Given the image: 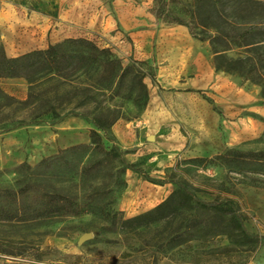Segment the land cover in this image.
Returning <instances> with one entry per match:
<instances>
[{
    "label": "rangeland",
    "instance_id": "374dc122",
    "mask_svg": "<svg viewBox=\"0 0 264 264\" xmlns=\"http://www.w3.org/2000/svg\"><path fill=\"white\" fill-rule=\"evenodd\" d=\"M167 1L197 32L215 33L204 25L205 13L194 15L196 0ZM227 14L242 30L245 16L264 18V1L233 0ZM70 37L108 47L124 64L131 58L146 63L147 107L136 116L129 105L118 121L131 126L132 145L123 148L114 133L100 132L105 148L115 146L136 167L120 177L106 164L85 180L57 178L82 213L35 218L33 223L0 219V243L12 241L21 253L0 256V264H264V165L237 166L218 158L232 149L264 151L260 85L216 70L210 41L193 38L185 25L158 18L154 0H0V48L7 56ZM248 44L231 45L226 55L237 58L248 48L264 47V35H249ZM52 82L44 79L42 86L49 88ZM187 82L197 84L186 89ZM0 91L18 101H0V205H9L6 189L22 185L23 164L35 169L63 149L90 144L93 125L79 117H36L21 104L30 91L22 78L0 79ZM95 186L105 193L94 192ZM179 187H186L195 201L236 202L256 242L242 245L220 235L181 243L192 232H185V226L196 218L134 230L121 227V219L152 209ZM85 234L92 237L81 243Z\"/></svg>",
    "mask_w": 264,
    "mask_h": 264
},
{
    "label": "trees",
    "instance_id": "16d2710c",
    "mask_svg": "<svg viewBox=\"0 0 264 264\" xmlns=\"http://www.w3.org/2000/svg\"><path fill=\"white\" fill-rule=\"evenodd\" d=\"M231 1L196 0L193 13H205L206 16L202 18L204 25L215 32L210 35H206L205 30L197 32L186 18L174 14L167 0H154V8L158 18L168 23L185 25L193 38L210 41L214 68L236 73L260 85L264 97V47L258 45L248 48L244 56L237 58L226 55L231 45L248 46L249 35H264V18L260 14L245 16V28L239 30L236 21L228 18L227 6ZM145 65V62L133 58L124 64L110 48L100 47L84 37L66 38L44 49H35L14 57L7 56L4 49L0 48V79L22 78L30 84L28 97L21 104L29 106L37 114L36 117H79L93 125L89 130L90 144L63 149L53 157L42 159L35 169H31L28 164L22 165L23 183L17 189H6V195L12 200L9 205H0V219L15 222L13 218H28L25 222L33 223L35 218L81 214L78 203L74 202V197L61 190L64 186L59 184L62 182L57 181V178L70 175L69 179H72L75 175L85 180L92 171L106 164L115 170L117 177L129 169L135 170V164L126 163L118 148L112 146L107 149L103 146L100 132L105 135L113 133V126L125 118L129 105L136 116L143 113L149 102V91L145 83L149 72ZM44 79L53 80L49 88L42 86ZM0 101H6V104L18 102L2 91ZM218 158L237 166L264 165V151L232 149ZM121 184L125 186L124 181ZM99 189L93 187V191L99 195L105 193ZM179 218H196L192 225L185 226V232H192L181 239V243L193 238L207 239L220 235L248 246L257 240V236L245 229L236 202L231 199H215L210 203L195 201L186 187L175 189L148 211L121 219L120 225L123 229L134 230ZM15 249L12 241H6L5 245L0 243V256H20L21 253ZM4 264L18 263L13 261Z\"/></svg>",
    "mask_w": 264,
    "mask_h": 264
},
{
    "label": "crops",
    "instance_id": "0c3cea01",
    "mask_svg": "<svg viewBox=\"0 0 264 264\" xmlns=\"http://www.w3.org/2000/svg\"><path fill=\"white\" fill-rule=\"evenodd\" d=\"M197 84V82H187L186 89H190ZM113 133L116 138L120 141L123 148L130 147L133 142L131 126L128 122H117L113 126Z\"/></svg>",
    "mask_w": 264,
    "mask_h": 264
},
{
    "label": "water",
    "instance_id": "95a60500",
    "mask_svg": "<svg viewBox=\"0 0 264 264\" xmlns=\"http://www.w3.org/2000/svg\"><path fill=\"white\" fill-rule=\"evenodd\" d=\"M92 237L91 234H85L81 237L80 242L83 243L85 240L90 239Z\"/></svg>",
    "mask_w": 264,
    "mask_h": 264
}]
</instances>
